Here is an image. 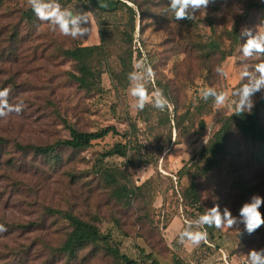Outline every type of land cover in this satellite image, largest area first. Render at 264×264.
I'll return each instance as SVG.
<instances>
[{
	"label": "rangeland",
	"instance_id": "rangeland-1",
	"mask_svg": "<svg viewBox=\"0 0 264 264\" xmlns=\"http://www.w3.org/2000/svg\"><path fill=\"white\" fill-rule=\"evenodd\" d=\"M115 1L134 11L115 5L98 12L88 0H58L89 11L91 24L82 26L91 27L90 34L73 39L35 14L29 20L27 0H0V90H9L10 106L22 105L20 114L0 118V225L6 229L0 232V264H118L111 248L137 262L143 248L162 264L200 262L208 256L203 247L189 253L179 236L169 247L172 221L178 217L187 225L216 205L239 217L253 195L264 197V144L242 133L243 119L231 104L218 107L200 98L209 87L231 94L246 82L240 77L245 67L264 62V55L243 57L247 37L240 35L264 26V0H215L206 16L191 20H176L168 0H139L140 10ZM100 31L106 45L83 61L86 71L63 54L101 46ZM142 59L155 72L149 95L159 89L170 102L164 111L134 107L128 74L143 72L134 68ZM218 66L226 76L216 73ZM253 100L251 112L242 115L256 114L264 127V98L258 92ZM108 128L115 134L89 148L58 145L72 130ZM117 145L126 146V156L107 157ZM211 159L219 165L207 172ZM65 214L97 226L109 242L88 246L76 258L63 253L72 231ZM203 230L205 240H241L246 259L256 250L247 247L255 236L243 223Z\"/></svg>",
	"mask_w": 264,
	"mask_h": 264
},
{
	"label": "clouds",
	"instance_id": "clouds-1",
	"mask_svg": "<svg viewBox=\"0 0 264 264\" xmlns=\"http://www.w3.org/2000/svg\"><path fill=\"white\" fill-rule=\"evenodd\" d=\"M27 3L38 20L48 23L52 31H58L65 37L83 38L85 34L91 32V27L82 26L86 23L91 24L89 11H77L75 7H62L58 0H27ZM213 3L215 0H168L167 11L176 20H191L197 13L206 16L207 9ZM261 27L264 26H258L255 33L249 28L241 30V37H247L246 42L241 46L245 59H250L254 55H264V30H260ZM134 68L143 69V72L134 71L128 74V80L131 82L130 95L136 98L134 107L143 110L146 105L151 104L160 111L166 110L170 102L162 90H155L151 96L148 93V84L155 77L153 68L146 59L138 61ZM215 71L220 76L227 75L223 67L218 66ZM240 77L246 82L233 90L231 94L209 87L201 90L200 98L206 102L211 99L218 107L231 104L234 108L233 114L236 115L251 112L254 107L253 96L259 92L264 98V62L256 64L252 70L245 67ZM145 80L147 84L143 82ZM8 94V89L0 90V118L10 113L20 114L22 112V105L10 106L7 103ZM262 205H264V197L253 195L251 202L244 203L239 209V217L233 216L227 207L221 212L219 205L213 206L195 220L187 222L184 230L179 233V242L183 244L187 241L193 246L199 245L207 237V232L203 230L205 225L221 229L234 228L243 223L245 231L252 234L264 226V214L260 211ZM4 231H6L5 227L0 225V232ZM247 255V264H264V249L251 250Z\"/></svg>",
	"mask_w": 264,
	"mask_h": 264
},
{
	"label": "trees",
	"instance_id": "trees-1",
	"mask_svg": "<svg viewBox=\"0 0 264 264\" xmlns=\"http://www.w3.org/2000/svg\"><path fill=\"white\" fill-rule=\"evenodd\" d=\"M134 6H136L139 10L143 7V2H140L139 0H127ZM117 3V4H115ZM84 4H87V1L84 2ZM115 5H124L126 7L127 4L122 1H115V0H88V6L95 11H102L105 12L109 7L115 6ZM129 11L133 12V8L128 7ZM34 12L32 11V14H28V19H34ZM100 34L102 35L101 39V46H97L94 48H85L82 46H78L75 48L67 49L63 52V54L70 59L79 62L83 66V70L86 71L87 67L84 66L83 61L87 58V56L93 55V54H99L102 51V48L106 45V39L104 38V35L100 31ZM81 86L85 87L86 82L85 80H81ZM243 119V122L241 123V131L242 133L248 137L250 140H253L257 143L264 144V127L262 126L260 120L258 119L256 114H251L248 117L243 116L242 114L238 115ZM111 133L115 134L114 130L111 128H108L106 130H103L98 133H80L76 130L71 131L70 139L64 140L58 143L60 146H64L68 149L73 150H82L86 149L92 146V144L96 141L103 140L106 137H108ZM220 135V132L215 134V138ZM211 143V142H210ZM217 143L211 145V151L213 155L217 154L219 150H216ZM39 151L46 152L47 150L39 149ZM216 151V153H215ZM47 153V152H46ZM127 154L126 152V146L124 145H117L114 150L107 154V157H113V156H119V157H125ZM219 165L218 161L210 160V163L207 167V172L212 171ZM193 187V186H192ZM191 187V188H192ZM195 204L198 205L199 201L197 198H195ZM264 214V211H261ZM65 220L69 221L71 223L72 231L68 235V239L64 246L61 248V251L63 253H70V256L72 258L77 257V253L79 251L84 250L88 246H97L99 244H106L109 242L110 237H104L100 230L97 228V226L85 222L81 220L80 218L73 216L71 214H65ZM186 227V225H185ZM264 226H261L258 230L253 232L251 235L255 236L254 239L248 240L247 247L249 248H256V250L264 249V239L262 237V230ZM212 235V232L210 233ZM259 237V241H258ZM211 238H214V236H211ZM242 241L240 240V245L237 250L238 253H240V248L242 247ZM112 258L117 261L118 264H161L159 259L155 258L154 252H150L147 254L145 249H141L140 253L142 254V262H137L135 260H131L125 255H122L118 250H114L113 248L110 249ZM172 254L173 252L170 251ZM241 255V254H240ZM173 256V254H172ZM174 264H180V261H174Z\"/></svg>",
	"mask_w": 264,
	"mask_h": 264
},
{
	"label": "crops",
	"instance_id": "crops-1",
	"mask_svg": "<svg viewBox=\"0 0 264 264\" xmlns=\"http://www.w3.org/2000/svg\"><path fill=\"white\" fill-rule=\"evenodd\" d=\"M172 228H175L172 230ZM185 225L180 218H175L166 230V238L169 247L173 249V244L179 233L183 231ZM204 243V244H203ZM206 245V246H203ZM240 245L239 239L226 240L224 238H211L201 242L197 246H193L190 242L186 241L185 247L189 253L201 249L202 247L207 249L208 256L203 257L200 262L190 261V264H247L248 259L242 257L237 252ZM149 252H147L148 254ZM187 257V254H186ZM173 260V259H172ZM168 264H174V261L166 262ZM162 264V263H161Z\"/></svg>",
	"mask_w": 264,
	"mask_h": 264
},
{
	"label": "built area",
	"instance_id": "built-area-1",
	"mask_svg": "<svg viewBox=\"0 0 264 264\" xmlns=\"http://www.w3.org/2000/svg\"><path fill=\"white\" fill-rule=\"evenodd\" d=\"M228 264V263H227Z\"/></svg>",
	"mask_w": 264,
	"mask_h": 264
}]
</instances>
